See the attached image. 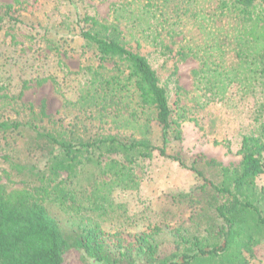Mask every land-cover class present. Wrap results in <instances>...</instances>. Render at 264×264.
<instances>
[{
	"label": "rangeland",
	"instance_id": "1",
	"mask_svg": "<svg viewBox=\"0 0 264 264\" xmlns=\"http://www.w3.org/2000/svg\"><path fill=\"white\" fill-rule=\"evenodd\" d=\"M0 5L14 6L20 21L0 23V120L33 122L66 140L113 135L161 145L154 111L139 106L131 81L118 78L101 87L119 70L111 62L99 67L82 40L83 18L90 17L116 26L166 87L181 125V140H169V154H179L187 165L202 156L235 168L244 136L264 141L259 74L264 0L254 3L246 19L230 0H0ZM160 40L169 50L157 47ZM174 69L181 88L177 103L168 82ZM53 153L28 127L0 132V188L28 190L67 238L90 224L131 235L158 227L163 233L156 237V255L173 260L186 248L185 241L176 244L175 230L191 243H206L211 236L204 239L209 220L199 215L205 206L197 191L203 181L177 163L153 153L129 164L119 155L95 150L92 159L101 163L86 161L91 152H83L78 170L61 172L50 184L47 168ZM198 168L217 182L215 170ZM116 169L121 173L114 176ZM255 183L259 192L264 171ZM185 194L194 199L181 201ZM64 264L98 263L84 261L73 248ZM249 264H264V244L254 247Z\"/></svg>",
	"mask_w": 264,
	"mask_h": 264
},
{
	"label": "trees",
	"instance_id": "2",
	"mask_svg": "<svg viewBox=\"0 0 264 264\" xmlns=\"http://www.w3.org/2000/svg\"><path fill=\"white\" fill-rule=\"evenodd\" d=\"M256 1L230 0V4L240 17L246 19ZM222 6L227 7L224 1ZM16 13L14 6L0 5V23L5 19L19 23L14 17ZM83 23L87 26L81 30L80 36L92 48L98 66L111 62L119 70L118 76L102 81L101 87H110L118 78L131 81L139 106L154 111L161 145L154 146L143 138L124 141L113 135L98 136L94 140L73 137L66 140L33 122L8 119L0 120V132L18 133L22 127H28L38 139L55 149L47 168L49 183L55 181L61 172L69 174L78 170L83 164V152H91L88 162L101 163L92 159V153L99 150L100 155H119L129 164L150 159L153 153H157L202 179L203 184L197 191L205 206L199 215L209 220L204 239L211 236L206 243L203 239L191 243L175 230L176 244L185 241L186 248L173 260L156 255V237L163 233L158 227L131 235L108 232L97 224H90L69 239L58 221L44 205L33 199L28 190L7 193L0 188V264H64V256L73 248L83 253L84 261L89 258L98 264H249L254 247L264 244V186L258 192L255 183L264 171V141L256 136H244L239 150L241 160L235 168L222 166L213 159L205 160L202 156L187 165L179 154H169V140H181V125L174 119L166 87L160 83L147 58L127 46L116 26L90 17H84ZM158 43L159 49L169 50L162 40ZM259 74L264 81V56L260 60ZM168 82L174 86L177 103L181 88L176 69L170 73ZM112 162L117 164L116 160ZM201 165L215 170L217 182L204 178L198 168ZM120 173L116 169L113 175ZM191 196L179 197L186 202L194 199Z\"/></svg>",
	"mask_w": 264,
	"mask_h": 264
}]
</instances>
